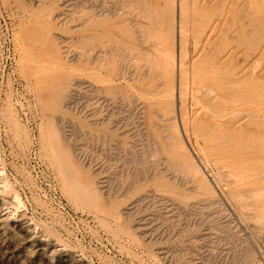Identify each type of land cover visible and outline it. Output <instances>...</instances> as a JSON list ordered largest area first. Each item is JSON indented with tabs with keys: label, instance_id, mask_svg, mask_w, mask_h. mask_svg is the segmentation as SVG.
Listing matches in <instances>:
<instances>
[{
	"label": "rangeland",
	"instance_id": "obj_1",
	"mask_svg": "<svg viewBox=\"0 0 264 264\" xmlns=\"http://www.w3.org/2000/svg\"><path fill=\"white\" fill-rule=\"evenodd\" d=\"M2 173L0 264H264V0H0Z\"/></svg>",
	"mask_w": 264,
	"mask_h": 264
},
{
	"label": "bare ground",
	"instance_id": "obj_2",
	"mask_svg": "<svg viewBox=\"0 0 264 264\" xmlns=\"http://www.w3.org/2000/svg\"><path fill=\"white\" fill-rule=\"evenodd\" d=\"M0 175H3V173ZM14 204H15L16 213L20 212V209L23 208V204L18 196H15Z\"/></svg>",
	"mask_w": 264,
	"mask_h": 264
}]
</instances>
